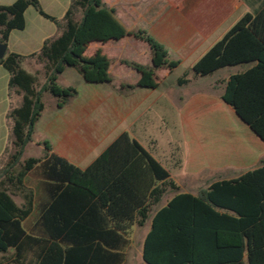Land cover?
Instances as JSON below:
<instances>
[{
  "label": "trees",
  "instance_id": "16d2710c",
  "mask_svg": "<svg viewBox=\"0 0 264 264\" xmlns=\"http://www.w3.org/2000/svg\"><path fill=\"white\" fill-rule=\"evenodd\" d=\"M33 7L59 25L38 53H9L0 60L9 90L22 95L11 110L13 153L0 168V264H125L133 227L151 221L143 245L144 264H264V159L258 168L231 181L217 182L197 196L180 193L169 171L128 133L121 134L88 168L47 153L23 159L45 110L44 95L57 109L76 96L58 78L67 68L88 84L112 85L110 58L93 44L126 37L148 46L151 66L126 61L139 79L128 89H156L158 71L172 73L179 62L143 30L128 31L103 0H71L62 24L39 0L0 6V34L7 45L24 31ZM89 55V54H88ZM43 64L45 80L24 68L27 59ZM254 64L225 83L221 99L264 141V7L245 14L193 66L199 76L241 64ZM188 83L184 75L179 85ZM168 192L175 195L154 211ZM15 197H20L19 206ZM154 212V213H153Z\"/></svg>",
  "mask_w": 264,
  "mask_h": 264
},
{
  "label": "crops",
  "instance_id": "0c3cea01",
  "mask_svg": "<svg viewBox=\"0 0 264 264\" xmlns=\"http://www.w3.org/2000/svg\"><path fill=\"white\" fill-rule=\"evenodd\" d=\"M121 1L123 0H103L109 8L115 9L117 19L128 31H135L132 30L133 28L136 31L140 30L138 24L144 22L148 26L147 33L169 47L172 54L180 59L181 65L184 62L189 64V72L190 69L193 71L196 62L245 14L255 15L264 7V0H126L128 1L126 3L128 14L123 18L128 24L120 19V8L117 5ZM137 3L147 4L154 9L152 11L147 9L144 15L140 14L136 10ZM3 5H10V3L7 0H0V6ZM27 27L28 22L24 31ZM14 32L16 31L11 33L7 43V52ZM128 40H133V38L126 37L109 44H118ZM107 45L93 44L91 47L96 46L95 50H103V47ZM146 50L150 54L148 46ZM10 53L19 54L15 50ZM253 66L254 64L251 63L226 67L208 76H199L193 71L192 76L186 74L188 83L184 85H179L181 78L171 79L173 71L156 89L138 88L134 90L125 87L119 91L121 84H130H128L126 75L113 76L111 64L109 72L114 80L112 85L88 84L83 80L84 83L80 90H77V96L66 107L57 109L54 98L55 106L48 110L47 119L44 120L42 113L35 126V131L38 129L39 133L49 137L50 141L47 143L50 145V153L64 158L81 169H86L121 134L126 132L139 142L136 126L142 114L138 112L144 101L157 92L159 98L154 99L151 106L143 110L144 112L150 111L153 106H156V109L180 110L186 143L183 157L185 160L171 158L172 160H169L167 164L159 159L157 151L165 149L163 145L165 142L162 140L153 138L149 143L151 150L140 144L169 171L171 179L179 186L180 193L197 196L200 191L209 188L214 183L235 180L258 168L264 159V141L236 114L233 108L221 99L225 83L230 77L241 74ZM228 68L233 69L230 74L219 77L215 81L216 86L211 83L209 89H205L199 85L198 82L201 79L212 77ZM129 69L128 77H132L137 83L139 75L131 68ZM9 79L8 75V84ZM45 109H48L47 105ZM10 112L9 107L2 111L3 116L6 117ZM211 126L218 131L230 134L223 140H216L212 146L207 148L201 143V135ZM10 131L12 132V126ZM37 146H42L44 154L47 153L43 142ZM95 152L98 154L89 164H86ZM171 168L180 175L175 177ZM174 195L175 193L168 192L161 204L154 207V211L164 207ZM17 204L21 206L23 201ZM148 222L151 228V221Z\"/></svg>",
  "mask_w": 264,
  "mask_h": 264
},
{
  "label": "rangeland",
  "instance_id": "374dc122",
  "mask_svg": "<svg viewBox=\"0 0 264 264\" xmlns=\"http://www.w3.org/2000/svg\"><path fill=\"white\" fill-rule=\"evenodd\" d=\"M14 1L15 0H7V2H9L10 4L14 3ZM39 2L42 9L48 15L54 17L59 24H62V19L69 8V4H71V0H39ZM126 3H128V1L123 0L121 2H118L117 6L120 8V19L123 20V22L128 23L123 18L124 15L128 14ZM165 8L168 9V7ZM147 9H151L149 11H152L154 7L150 8V6H148L147 4L139 5V3H137L136 10L138 13L144 15ZM26 19L28 22L27 30L24 32L16 31L13 33L12 42L9 46L7 55L13 50L22 55L38 53L46 39L53 38L59 33V25L52 22L51 20L42 17L33 7L29 8L26 12ZM138 29L147 32L148 26L145 25L144 22H139ZM132 30L136 31L135 28H133ZM1 41L2 37L0 34V44H2ZM160 44H162L169 52L171 61L179 62V65L177 69L174 70L171 79L175 80L178 78H182L187 73L189 74V76L190 74L192 76L193 71L192 69H190L189 72V64L184 62L181 65L180 59L172 54V51L169 49V47H167L163 43ZM95 49L96 46L90 47L88 50L89 55L87 54V56L93 54ZM146 49V44L133 39L123 41L122 43L118 44H109L107 46H104L102 51L111 60V72L113 76L118 77L121 75H126V77L128 78L127 81L129 82L128 84L135 87L136 83L134 79L130 76L128 77L130 69L124 63L128 61L145 66H150L151 55L148 54ZM24 68L32 73H37L39 78V86L44 83L45 75L42 63L38 62L36 59L29 58L24 62ZM232 69H224L212 77L201 79L198 83L205 89H209L211 83L213 84V86H216L215 81L218 80L219 77L230 74ZM157 74L160 84L164 82L165 77L167 78V76H169V73L167 71H158ZM8 75V72L2 66H0V168L5 167L6 163L8 162L9 156L13 153L14 141V137L12 135V132L10 131L12 121L9 118V114L7 117L3 116L2 111L8 107L10 108V110L18 107L22 101V95L15 92V90H9ZM58 83L63 87H74L76 90H80V87L84 82L83 78L76 70L67 68L66 72L58 78ZM137 89L138 88L134 90ZM157 98H159V93L156 92L149 96L141 105L138 113L140 115L142 114V116L141 120L136 126L137 138L139 142L148 150H151L149 143L153 138L165 142V144H163L165 145V149H163L162 151L158 150L157 154L159 159L167 164H169V160L172 159L185 160V158L183 157L185 153L184 147L186 143L183 136V118L180 110L172 111L167 110V108H165V110L156 109V106H153V109L147 112H144L143 110L148 106L150 107L153 100ZM44 102L48 108L43 112V118L45 120L49 115L48 110L52 109L55 106V99L50 94H45ZM230 125L232 126V123H230ZM229 130L231 131L230 128ZM229 134L230 133L218 131L215 127L211 126L207 128L206 131H204L201 135V143H203L205 147L209 148V146H212V144L216 140H223L224 137H227ZM49 141V137L39 133L37 129L33 135L32 143L28 145L24 153L23 159H42L45 155V151L42 146H37V144L41 142H43L44 144V142ZM98 152H95L92 157H90L86 161V164H89L90 161L96 156V154H98ZM168 168L170 167L168 166ZM171 172L175 177H178L180 175V173L174 172L172 168ZM15 200L20 204L22 199L20 197H15ZM149 229L150 222H148L144 227H134L131 230L130 248L127 251V260L125 264H143L142 250L144 238Z\"/></svg>",
  "mask_w": 264,
  "mask_h": 264
},
{
  "label": "water",
  "instance_id": "95a60500",
  "mask_svg": "<svg viewBox=\"0 0 264 264\" xmlns=\"http://www.w3.org/2000/svg\"><path fill=\"white\" fill-rule=\"evenodd\" d=\"M7 46L5 44H0V60H2L7 53Z\"/></svg>",
  "mask_w": 264,
  "mask_h": 264
}]
</instances>
